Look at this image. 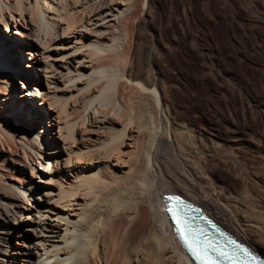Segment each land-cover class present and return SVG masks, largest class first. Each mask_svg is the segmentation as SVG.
I'll return each mask as SVG.
<instances>
[{"label": "bare ground", "instance_id": "1", "mask_svg": "<svg viewBox=\"0 0 264 264\" xmlns=\"http://www.w3.org/2000/svg\"><path fill=\"white\" fill-rule=\"evenodd\" d=\"M165 192L264 257V0H0V264H192Z\"/></svg>", "mask_w": 264, "mask_h": 264}, {"label": "snow or ice", "instance_id": "2", "mask_svg": "<svg viewBox=\"0 0 264 264\" xmlns=\"http://www.w3.org/2000/svg\"><path fill=\"white\" fill-rule=\"evenodd\" d=\"M167 199H169V200H176L177 201V205H175L172 209H169V211L173 212V214L176 216L177 223H179L180 222V215L179 214L183 212V208L180 207V205L182 204V202L180 201L179 197H168ZM185 227L187 228V231L189 233L192 232V226H191V224H189L187 222V220L185 221ZM181 235L182 236L184 235L183 231L181 232ZM208 247L210 248L211 245L209 244ZM193 251L197 252V257L200 258L199 251L197 249H193ZM219 255H225V254L224 253H219ZM203 258L205 260H207V261H211V257L207 256L206 253H205V255H204ZM248 259L254 260L255 257H252V256L249 255L248 256Z\"/></svg>", "mask_w": 264, "mask_h": 264}, {"label": "rangeland", "instance_id": "3", "mask_svg": "<svg viewBox=\"0 0 264 264\" xmlns=\"http://www.w3.org/2000/svg\"><path fill=\"white\" fill-rule=\"evenodd\" d=\"M24 68L25 69H28V70H31L32 69V67L31 66H29V63L27 62V61H25L24 63ZM26 65V66H25ZM8 70H12L11 68H8L7 69V71ZM34 81L32 82V85H34ZM15 118H16V116L14 115L13 116V121L15 120ZM215 220V219H214ZM220 224V223H219ZM224 227V226H223ZM226 229V228H225ZM19 230V225L18 224H15V227H14V229H13V235H12V241L14 242V243H16L17 241H18V236H17V231ZM232 233V232H231ZM17 240V241H16Z\"/></svg>", "mask_w": 264, "mask_h": 264}]
</instances>
